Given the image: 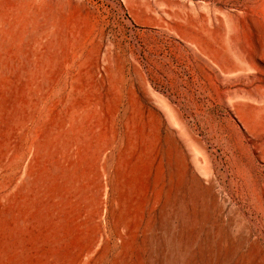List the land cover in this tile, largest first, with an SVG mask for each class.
I'll return each mask as SVG.
<instances>
[{"label":"rangeland","instance_id":"374dc122","mask_svg":"<svg viewBox=\"0 0 264 264\" xmlns=\"http://www.w3.org/2000/svg\"><path fill=\"white\" fill-rule=\"evenodd\" d=\"M262 237L264 0H0V264H264Z\"/></svg>","mask_w":264,"mask_h":264},{"label":"bare ground","instance_id":"6f19581e","mask_svg":"<svg viewBox=\"0 0 264 264\" xmlns=\"http://www.w3.org/2000/svg\"><path fill=\"white\" fill-rule=\"evenodd\" d=\"M133 155H134V154H133ZM124 157H125V156H124ZM130 157H131V156H130ZM121 158H122V157H121ZM149 158H150V157H149ZM125 159H126V158H125ZM123 160H124V159H123ZM139 160H140V158H139ZM142 160H143V159H142ZM128 161H129V160H128ZM107 162H109V161H107ZM156 162H157V161H156ZM179 163H180V162H179ZM133 164H134V163H133ZM136 164H138V163H136ZM155 164H156V163H155ZM122 165H124V164H122ZM151 165H152V164H151ZM173 165H174V164H172V167H173ZM109 166H110V165H109ZM109 166H108V167H109ZM142 166H143V165H142ZM144 166H146V165H144ZM144 166H143V167H144ZM155 166H156V165H155ZM108 167H107V168H108ZM123 167H124V166H123ZM134 167H135V166H134ZM146 167H147V166H146ZM146 167H145V168H146ZM150 167H152V166H150ZM153 167H154V166H153ZM124 168H125V167H124ZM124 168H123V169H124ZM141 168H142V167H141ZM141 168H140V169H141ZM108 169H109V168H108ZM108 169H107V170H108ZM126 169H127V168H126ZM132 170H133V169H132ZM142 170H143V169H142ZM142 170H140V171H142ZM144 170H145V169H144ZM174 171H175V170H174ZM107 172H108V171H107ZM122 172H123V171H122ZM124 172H125V171H124ZM131 172H132V171H131ZM149 172H150V171H149ZM152 172H153V171H152ZM234 172H235V171H234ZM99 173H100V172H99ZM101 173H102V172H101ZM134 173H135V171H134ZM137 173H139V172L137 171ZM142 173H143V172H142ZM104 174H105V173H104ZM144 174H145V171H144ZM144 174H143V175H144ZM149 174H150V173H149ZM173 174H174V173H173ZM102 175H103V174H102ZM111 175H112V174H111ZM146 175H147V172H146ZM152 175H153V174H152ZM188 175H189V174H188ZM131 176H132V175H131ZM191 176H192V174H191ZM103 177H104V176H103ZM111 177H112V176H111ZM117 177H118V176H117ZM117 177H116V178H117ZM127 177H128V176H127ZM127 177H126V178H127ZM133 177H135V176H133ZM142 177H143V176H142ZM163 177H164V175H163ZM119 178H120V177H119ZM119 178H118V179H119ZM122 178H123V177H122ZM135 178H137V177H135ZM152 178H153V177H152ZM96 179H97V177H96ZM105 179H107V178H105ZM113 179H114V178H113ZM137 179H138V178H137ZM140 179H142L141 176H140ZM143 180H144V179H143ZM152 180H153V179H152ZM102 181H103V180H102ZM110 181H111V180H110ZM115 181H116V179H115ZM118 181H120V180H118ZM139 181H140V180H139ZM256 181H257V180H256ZM256 181H255V182H256ZM100 182H101V179H100ZM103 182H104V181H103ZM103 182H102V183H103ZM105 182H106V181H105ZM121 182H122V181H121ZM137 182H138V180H137ZM144 182H145V181H144ZM174 182H175V181H174ZM96 183H97V182H96ZM110 183H111V182H110ZM110 183H109V184H110ZM148 183H150V182H148ZM148 183H147V184H148ZM167 183H168V181H167ZM197 183H199V182H197ZM111 184H112V183H111ZM133 184H134V183H133ZM144 184H145V183H144ZM153 184H154V183H153ZM102 185H103V184H102ZM107 185H108V184H107ZM114 185H115V183H114ZM114 185H113V186H114ZM122 185H123V182H122ZM149 185H150V184H149ZM200 185H201V184H200ZM103 186H104V185H103ZM113 186H112V187H113ZM146 186H147V185H146ZM157 186H158V185H157ZM165 186H166V185H165ZM122 187H123V186H122ZM138 187H139V186H138ZM140 187H141V186H140ZM153 187H154V186H153ZM158 187H159V186H158ZM204 187H205V186H204ZM107 188H108V187H107ZM117 188H118V186H117ZM141 188H142V187H141ZM143 188H145V187L143 186ZM148 188H149V187H148ZM151 188H152V187H151ZM100 189H101V188H100ZM100 189H99V191H100ZM113 189H114V187H113ZM137 189H138V188H137ZM164 189H166V188L163 187V190H164ZM205 189H206V188H205ZM101 190L103 191V189H101ZM111 190H112V189H111ZM115 190H116V189H115ZM142 190H143V189H142ZM152 190H153V189H152ZM206 190H207V189H206ZM253 190H254V189H253ZM117 191H118V190H117ZM125 191H126V190H125ZM133 191H134V190H133ZM135 191H136V189H135ZM147 191H148V190H147ZM149 191H150V190H149ZM158 191H159V190H158ZM180 191H181V190H180ZM108 192H109V191H108ZM112 192H113V191H112ZM122 192H123V191H122ZM127 192H128V189H127ZM204 192H205V191H204ZM113 193H114V192H113ZM123 193H124V192H123ZM128 193L130 194V192H128ZM155 193H156V192H155ZM178 193H179V192H178ZM202 193H203V192H202ZM202 193H201V194H202ZM99 194H100V193H99ZM131 194H132V193H131ZM135 194H136V193H135ZM135 194H134V196H135ZM148 194H149V193H148ZM196 194H197V193H196ZM203 194H204V193H203ZM203 194H202V195H203ZM113 195H114V194H113ZM132 195H133V194H132ZM160 195H161V194H160ZM172 195H174V194H172ZM208 195H210L209 192H208ZM123 196H125V195H123ZM153 196H154V195H153ZM153 196H152V197H153ZM163 196H164V195H163ZM163 196H162V197H163ZM253 196H255V195H253ZM102 197H103V196H102ZM129 197H130V195H129ZM148 197H149V196H148ZM150 197H151V196H150ZM150 197H149V198H150ZM205 197H206V196H205ZM207 197H208V196H207ZM251 197H252V195H251ZM132 198H133V197H132ZM149 198H148V199H149ZM247 198H248V197H247ZM100 199H101V198H100ZM104 199H106V198H104ZM110 199H111V198H110ZM117 199H118V197H117ZM152 199H154V197H153ZM162 199H163V198H162ZM125 200H126V198H125ZM160 200H161V199H160ZM177 200H178V199H177ZM248 200H249V198H248ZM100 201H101V200H100ZM111 201H112V199H111ZM127 201H128V200H127ZM156 201H157V200H156ZM169 201H170V200H169ZM169 201H168V203H169ZM203 201H204V200H203ZM102 202H103V199H102ZM102 202H101V205H102ZM145 202H146V201H145ZM149 202H150V201H149ZM152 202H154V201H152ZM177 202H178V201H177ZM177 202H176V203H177ZM204 202H206V201H204ZM113 203H114V202H113ZM113 203H112V204H113ZM119 203H120V202H119ZM131 203H132V202H131ZM136 203H137V202H136ZM136 203H135V204H136ZM154 203H156V202H154ZM120 204H121V203H120ZM122 204H123V202H122ZM122 204H121V206H122ZM138 204H139V203H138ZM146 204H147V203H146ZM160 204H161V203H160ZM205 204H206V203H205ZM246 204H247V203H246ZM93 205H95V204H93ZM110 205H111V203H110ZM260 205H261V204H260ZM135 206H136V205H135ZM154 206H155V205H154ZM159 206H160V205H159ZM95 207H96V206H95ZM100 207H106V206H103V205H102V206H100ZM142 207H143V206H142ZM142 207H141V208H142ZM204 207H205V206H204ZM118 208H119V207L117 206L116 209H118ZM126 208H127V206H126ZM143 208H144V207H143ZM171 208H172V204H171ZM177 208H178V207H177ZM185 208H186V207H185ZM110 209H111V211H110V212H111V213H110L111 216H110V217H112V212H113V211H112V207H111ZM146 209H147V208H146ZM150 209H151V208H150ZM158 209H159V208H158ZM103 210H104V209H103ZM113 210H114V209H113ZM126 210H127V209H126ZM181 210H182V209H181ZM181 210H180V211H181ZM105 211H106V210H105ZM119 211H120V209H119ZM128 211H129V208H128ZM145 211H146V210H145ZM147 211H148V210H147ZM147 211H146V213H148ZM150 211H151V210H150ZM155 211H156V210H155ZM170 211H171V210H170ZM172 211H173V210H172ZM178 211H179V210H178ZM185 211H186V210H185ZM188 211H189V210H188ZM114 212H115V211H114ZM114 212H113V213H114ZM140 212H142V211H140ZM197 212H198V211H197ZM197 212H196V213H197ZM126 213H127V212H126ZM126 213H125V214H126ZM136 213H137V215H138V212H136ZM155 213H156V212H155ZM168 213H169V212H168ZM175 213H176V212H175ZM186 213H187V212H186ZM116 214H117V213H116ZM116 214H115V215H116ZM169 214H170V213H169ZM249 214H250V213H249ZM117 215H118V214H117ZM127 215H128V213H127ZM140 215H141V214H140ZM93 216H95V215H93ZM123 216H124V214H123ZM167 216H168V215H167ZM197 216L201 217L200 214L197 215ZM164 217H165V216H164ZM202 217H203V216H202ZM83 218H84V217H83ZM126 218H127V217H126ZM126 218H125V219H126ZM146 218H147V217H146ZM167 218H168V217H167ZM185 218H186V217H185ZM187 218H188V217H187ZM192 218H193V217H192ZM192 218H191V219H192ZM196 218H197V217H196ZM95 219H97V218H95ZM125 219H124V221H125ZM135 219H136V218H135ZM179 219H180V218H179ZM109 220H110V219H109ZM149 220H150V219H149ZM153 220H154V216H153ZM156 220H157V219H155V221H156ZM187 220H188V219H187ZM200 220H203V219H200ZM147 221H148V220H147ZM147 221L145 220L144 222H147ZM166 221H167V220H166ZM97 222H98V221H96V223H97ZM103 222H104V221H103ZM118 222H119V221H118ZM144 222H143V223H144ZM151 222H152V221H151ZM156 222H157V221H156ZM184 222L186 223V221H184ZM83 223H84V222H83ZM100 223L102 224V222H100ZM136 223H137V222H136ZM189 223H190V222H189ZM191 223H192V222H191ZM193 223H195V222H193ZM199 223H200V222H199ZM108 224H109V223H108ZM145 224H147V223H145ZM150 224H151V223H150ZM158 225H159V224H158ZM166 225H167V224H166ZM187 225H188V223H187ZM194 225H195V224H194ZM96 226H97V225H96ZM99 226H100V225H99ZM155 226H156V225H155ZM184 226H185V225H184ZM149 227H150V226H149ZM193 227H194V226H193ZM97 228H98V227H97ZM118 228H119V227H118ZM156 228H157V227H156ZM163 228H164V226H163ZM184 228H185V227H184ZM129 229H130V228H129ZM140 229H141V228H140ZM154 229H155V227H154ZM168 229L170 230V228H168ZM186 229H187V228H186ZM186 229H185V230H186ZM174 230H175V228H174ZM149 231H150V230H149ZM192 231H193V230H192ZM171 232H172V231H171ZM189 232H190V231H189ZM195 232H196V230H195ZM107 233H108V232H107ZM126 233H127V232H126ZM143 233H144V232H143ZM165 233H167V232H165ZM193 233H194V232H193ZM127 234H128V233H127ZM162 234H163V233H162ZM173 234H174V233H173ZM108 235H109V234H108ZM174 235H175V234H174ZM192 235H193V234H192ZM133 236H134V235H133ZM133 236H132V237H133ZM162 236H163V235H162ZM162 236H161V237H162ZM165 236H166V235H165ZM171 236H172V235H171ZM171 236H170V237H171ZM194 236H195V235H194ZM130 238H131V237H130ZM149 238H150V237H149ZM262 238H264V237H262ZM170 239H171V238H170ZM129 240H130V239H129ZM138 240H139V239H138ZM147 241H148V239H147ZM151 241H152V240H151ZM151 241H150V242H151ZM169 241H171V240H169ZM226 241H227V240H226ZM127 242H128V241H127ZM228 242H229V240H228ZM178 243H179V241H178ZM178 243H177V244H178ZM177 244H176V245H177ZM206 244H207V243H206ZM227 244H228V243H227ZM106 245H107V244H106ZM134 245H135V243H134ZM136 245H137V244H136ZM150 246H151V244H150ZM172 246H173V245H171V247H172ZM97 247H98V245H97ZM125 247H126V245H125ZM135 247H136V246H135ZM135 247H133V249H134ZM111 248H112V247H111ZM187 249H188V247H187ZM136 250H137V249H136ZM177 250H178V249H177ZM248 250H249V249H248ZM148 251H149V250H148ZM223 251H224V250H223ZM146 253H147V252H146ZM169 253L171 254L170 251H169ZM169 253H168V254H169ZM184 253H185V252H184ZM245 253H247V252H245ZM141 254H142V253H141ZM159 254H160V253H159ZM168 254H167V255H168ZM228 255H229V254H228ZM134 256H135V254H134ZM168 256H169V255H168ZM183 256H184V255H183ZM159 257H160V255H159ZM173 257H174V256H173ZM130 258H132V257H130ZM134 258H135V257H134ZM169 258H170V257H169ZM191 258H192V257H191ZM172 259H173V258H172ZM197 259H199V258H197ZM241 259H242V258H241ZM174 260H176V259H173V261H174ZM169 261H170V260H169ZM205 261H206V260H205ZM174 262H175V261H174ZM179 262H180V261H179ZM234 262H235V261H234ZM234 262H233V263H234ZM171 263H172V262H171ZM233 263H232V264H233ZM239 263H240V262H239ZM178 264H179V263H178ZM181 264H182V263H181ZM185 264H186V263H185Z\"/></svg>","mask_w":264,"mask_h":264}]
</instances>
